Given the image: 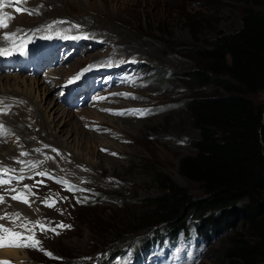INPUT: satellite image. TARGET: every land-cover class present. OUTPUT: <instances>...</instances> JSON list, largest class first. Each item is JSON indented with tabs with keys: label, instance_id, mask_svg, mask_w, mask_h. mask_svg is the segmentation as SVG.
<instances>
[{
	"label": "rangeland",
	"instance_id": "rangeland-1",
	"mask_svg": "<svg viewBox=\"0 0 264 264\" xmlns=\"http://www.w3.org/2000/svg\"><path fill=\"white\" fill-rule=\"evenodd\" d=\"M36 1L39 2L37 12L30 15L22 13L32 17L27 19L26 23L20 22L25 23V26L33 24L29 22L35 23L38 18H55V21H69L70 24L55 28L54 32H77L73 25L83 23L80 31L85 30L88 35L91 32L93 36L102 37L97 39L88 37V40L85 39L87 41L83 38L71 40V37L49 36V31L43 32L35 27L25 29L18 26L10 31L4 28L7 33H15L10 36L8 43L4 38L5 43L0 45L7 53L19 55L31 47H35L36 52L50 44L58 43L57 58L67 56L61 64L64 66L62 76H74L85 68L89 70L83 74L88 78L82 90L64 91L60 94L61 88H56L58 84L51 92L54 98L58 95L59 104L69 112L65 116L66 124L63 125L65 131L60 135L64 137L67 130L68 132L72 130V136L69 137L71 145L77 147L80 153L74 155L72 151L64 152L58 140L44 129L43 135H47L49 143L59 147L64 156L60 157L62 161L59 158L55 160L58 162L57 166L56 164L51 166L54 161L46 163V167L41 170L45 175L39 176L42 181L38 179V173L35 171L30 180L24 182V187L28 185L27 189L32 193L36 192L38 201L33 204L36 203L42 210L33 216H27L34 222L24 224L13 219L5 222L0 218V225L4 228L29 237L32 243L37 240L40 243L36 247H0L1 251L20 250L18 251L20 258L0 261L9 264H71V262L96 264L98 260L109 258V264H129L135 241L131 238L139 235L143 229L147 232L155 228L154 225L158 226L147 225L149 221L144 218L142 205L143 198L159 194L153 171L158 170L166 174L177 185L187 189L191 196L200 195L197 184L184 178L177 169L179 158L194 152L190 141L197 138V131L190 123L183 101L192 94L211 93L213 88L211 86L198 88L180 75L193 66L192 60L185 55V47L202 45L212 39L218 30L230 32L238 28L243 0ZM11 11L14 16H19L20 10L11 8ZM0 15L6 18L4 14ZM88 27L96 30L89 31ZM108 38L121 44L113 49L124 50L120 54H126L118 59L126 62L125 64L116 63L117 60H111L106 56L108 47L105 46L110 43ZM41 53L38 52L39 57L32 53L33 59L39 61L43 55ZM101 61L115 64H103ZM48 62L45 65H49ZM42 67L36 74L31 75L26 70L17 73L7 66V70L0 69V74L16 73L22 77L41 78L54 69L51 66L43 73ZM158 71L161 73L157 74ZM56 77H59V74ZM130 80L133 83V90L129 101L118 100L114 104L109 101L106 106L112 104L111 109L116 112L143 111L120 115L114 114L116 112H106L104 109L108 108H103L102 112L113 118L127 117L133 122L130 125L135 126L130 127L129 123H124L125 126L118 127L119 121L111 122V119L105 117L87 118L85 113L88 109L81 111L86 118L82 114L78 115L80 107L94 111L88 106L106 87L121 85L108 91L115 93L113 91L118 89L120 92L116 91L117 93H129L124 86ZM9 81H12V78ZM59 94L65 95L69 99V104H63ZM83 97L85 103L81 104ZM252 98L264 104L263 93ZM28 109L31 110L32 107ZM89 120L91 124L84 122ZM101 121L105 124H101ZM61 125L59 123L56 128H61ZM39 130L40 127H36L33 131L37 133ZM68 134L70 135V132ZM102 139L110 142L103 146V143L99 144ZM11 141L9 139L6 146L9 144L13 146L17 140L12 143ZM32 142L35 143L36 138H33ZM13 147L21 157L19 152H22ZM3 155L5 154L0 152V156ZM67 157L70 159L67 160ZM7 159L10 160V164L18 162V159L9 157ZM48 164L51 167H48ZM20 165L24 163L20 161ZM27 171L31 172L32 169ZM19 172L4 165L3 169H0V174L14 175L10 180L2 177L6 183L0 184V187L14 181H22L18 179ZM5 194L7 195L6 192ZM15 195L20 196L22 192L17 191ZM46 201L54 202L56 205L53 208L44 207ZM18 204L29 205L30 202ZM8 208H11V205ZM18 212L21 211L5 210L0 217L7 216L11 219ZM61 222L70 227L56 228ZM240 227L241 224L238 222L236 229ZM44 228H56L58 234L42 231ZM228 233L230 230L215 235L209 243L196 240L193 232L188 237L180 236L173 244L171 240L164 239L162 244H153L130 264H231L229 259L220 254ZM123 238L128 240L123 242L121 253L108 257L112 247Z\"/></svg>",
	"mask_w": 264,
	"mask_h": 264
},
{
	"label": "trees",
	"instance_id": "trees-1",
	"mask_svg": "<svg viewBox=\"0 0 264 264\" xmlns=\"http://www.w3.org/2000/svg\"><path fill=\"white\" fill-rule=\"evenodd\" d=\"M185 55L193 66L180 75L198 88H213L183 101L197 138L177 169L200 195L153 171L159 194L143 198L142 205L147 225L158 226L131 238L132 253L139 257L155 242L174 243L191 232L209 243L230 230L220 254L231 264H264V104L252 98L264 94V0H243L238 28L218 30L202 45L185 47ZM127 240L117 242L108 257L120 254Z\"/></svg>",
	"mask_w": 264,
	"mask_h": 264
},
{
	"label": "bare ground",
	"instance_id": "bare-ground-1",
	"mask_svg": "<svg viewBox=\"0 0 264 264\" xmlns=\"http://www.w3.org/2000/svg\"><path fill=\"white\" fill-rule=\"evenodd\" d=\"M38 3L39 2L36 0H19V3H17L16 0H6V1L0 0V13L6 16V18H2L0 19V21H2L5 25H7V27H0V45L5 43L4 34L10 31V29L18 27V26H21L22 28H25V29L35 27V29L38 28V30H41L43 32L49 31L48 33L49 36L57 35V36H61L64 38L71 37L70 38L71 40H73L72 37H80L81 35H87L90 38L94 37V39L102 37V35H99L98 37L93 36L94 34H90L91 32L88 35L85 30L80 31L79 28L82 26L83 23H79L80 27L76 28L77 32H74V31H68V32L63 31L62 33L54 32L53 29L58 28V27L60 28L66 27L67 25L70 24L69 21H66V22L55 21L54 20L55 18H51V19L49 18L44 19V17L38 18L35 23L29 22L33 24H29V26H25L27 19L29 20L32 17L24 15V14L29 13V11H33V13L37 12L36 10L38 8ZM11 8L20 10L18 17L12 14ZM25 9L29 11H25ZM24 17L26 18V20ZM21 21H24L25 23H20ZM4 28L7 29L8 31L6 32ZM38 30H36V32H39ZM88 30L94 32L96 29L92 27H88ZM73 33H75V35ZM9 38L7 39L6 43H8ZM57 44L58 43L50 44L47 48H45L46 53L42 55L39 61H35L33 59L32 53L29 54L30 60H28L26 57H23V56L19 57V58H22L25 62H30V64H33V62L37 63L40 68L46 62L43 60H48L49 56L52 53H55V56H54L55 65H56L55 68L52 70V72H47L45 75H42L41 78H39V76H36L38 77L37 79L36 77L35 78L33 77L29 78L28 76L22 77L21 75L16 74V73L0 74V110H2L0 111V125L3 126V127H0V152L5 154L3 156H0V166H2L0 167V169H3V166L6 165L7 168L9 169H17L20 171L19 174L17 175L18 179L19 177H23L22 181L20 182L14 181L12 183L1 185L0 187V196L3 197L2 204L0 205V216H3L2 214L5 210H9L12 212L21 211V212L16 213L15 217L11 219L8 218L7 216L2 217V220L5 222L7 220L12 221V219L13 221L20 222L21 224L28 223V222H34V220L30 221V219L27 216H30V215L33 216V214L40 213L42 210L37 207L36 203L33 204L35 201H38V196L36 195V192L32 193L29 189L25 188L24 182L25 181L28 182L27 180H30V177L33 175L32 173H34L35 171H37V173H41L42 168H45L46 163L49 161H51V163L52 161H54L51 164V166L55 164L57 166L58 162H55V160L57 158L60 159V157L64 156L62 150L59 147L49 143L48 141L49 137L47 135H43L44 129L48 130L55 140H58L59 146L62 147L63 151L65 150L64 152L72 151L74 155L80 153L77 147H73L71 145V141L69 137L72 136V130H69L70 135L68 134L69 133L68 130L66 131V136L62 137L60 135L61 133H64L65 131L63 128V125L66 124L65 116H67L69 112H68V109L61 107V105L59 104L58 95H56L55 96L56 98H54L53 95H51V92L54 91L53 88H55V86L58 84L59 86L56 88L58 89L61 88L59 90L60 94L61 92H64V91L71 92L72 90H76V89L82 90V88L86 86L85 80H87L88 77L86 75H82L80 79L76 80L74 83H71V84L67 83L69 78L73 76L67 77L65 75L66 76L65 77L61 75V72L63 71L64 66L61 65V63L58 61V58L56 56V53H58L56 49ZM117 45H121V44H118L113 39L110 40V43H107L105 46V48L108 47V50H107L108 53L106 54V56L111 60H115V61L117 60L116 63L125 64L126 62L118 59V58H121L122 55L124 56V54H126V53L120 54L124 52V50L118 49V48L113 49ZM10 60L15 62V60H12L11 58ZM5 61H6V57L3 55H0V69L1 70L8 69L7 65L5 64ZM101 62H103V64L111 63V62H104V61H101ZM112 64H115V63H111L108 65H112ZM50 65H52V63ZM27 71L29 72L28 69ZM58 74H59V77H56ZM10 78H12V81H9ZM116 86H121V85L106 87L104 91L102 92V94H100L98 97L92 100V102L90 103V106L88 107H91V110H94V111H90L89 108H86V107H80L78 108V111H77L78 115L82 114L81 111L83 109H88L86 110V113H85L87 118L99 119V118L105 117L108 120L111 119V122L119 121L118 127H120L121 125L125 126L126 124L124 123H129V125L133 124V122H130L132 120L129 121V118L127 117L126 118H113V117L107 116L108 114H106L105 112L104 113L106 115H104V113L102 112L103 108L111 109L112 104H109L108 106H106V103L109 101L113 104L118 102V100L119 101H123V100L129 101V97L132 95V90H133L132 81L130 80L124 86L127 89V91H130L129 93H127L128 95H121L124 93H117L118 91L120 92V90L118 89H115L113 91L115 93H111L108 91L110 88H113V87L115 88ZM99 97H106L107 99H103V100L97 99ZM60 101L65 105L69 104L68 103L69 99L66 98L65 95H60ZM80 102L81 104L85 103L84 97L82 101ZM80 102H78V104ZM100 103L102 104L105 103V104L100 105ZM29 107H32V109L29 110L28 109ZM16 112H17V115H15ZM112 112H116V110H113ZM82 115L83 117L85 116L84 114ZM90 120L84 121V122L91 124ZM138 122L143 123V121L141 120H138ZM59 123L62 124L61 128H56V125H59ZM101 124H105V123L101 121ZM132 126H135V125H130V127ZM36 127H40V130L37 133L33 131L34 128ZM33 138H36L35 143L32 142ZM9 139L12 140L11 143L14 140H17L13 146L17 147V149L20 150L22 153H27V155H22L20 157L18 153L16 152L15 148L11 144L6 146L8 144ZM73 139L74 137L72 138V142H73ZM109 142L110 141L108 140L105 141L102 139L100 140L99 144L103 143L102 145L104 146V145H108ZM52 149H56V151H52ZM19 154L21 153L19 152ZM8 157L9 159L10 158L18 159V162L14 163L13 162L14 160L12 159L13 164H10L9 163L10 160L7 159ZM86 158L88 160L90 159L89 157H86ZM66 159L68 160L70 158L67 157ZM60 160L62 161L63 159H60ZM20 161H22L24 165H20ZM51 166L49 165L48 167H51ZM29 169H32V171L31 172L27 171ZM0 175L5 180H10L14 174L4 173ZM39 176L40 175H38V179L42 181V179L39 178ZM6 188L7 190H5ZM12 189H15V191H11ZM17 191L22 192V195L19 196L20 199H17V200L11 199V196L15 195V192ZM5 192L7 193V195L5 194ZM22 201H28L30 202V204L29 205L18 204V203H22ZM10 205H11V208L7 209V207H9ZM55 205L56 203L49 202V201H46L44 203V207H48V208H53ZM18 251L20 250H15V249H4L2 251L0 250V259H8V258L18 259L20 258Z\"/></svg>",
	"mask_w": 264,
	"mask_h": 264
},
{
	"label": "snow or ice",
	"instance_id": "snow-or-ice-1",
	"mask_svg": "<svg viewBox=\"0 0 264 264\" xmlns=\"http://www.w3.org/2000/svg\"><path fill=\"white\" fill-rule=\"evenodd\" d=\"M17 3H19V0H16ZM17 11H19V9H17ZM25 11H29L27 9H25ZM29 14H34L33 11H29ZM0 27H7V25H5L2 21H0ZM73 27L75 28H79V25H73ZM15 35V33H5L4 34V38L8 39L10 36ZM73 39H87L88 36L84 35V36H80V37H72ZM5 50L0 48V55H5ZM88 68L82 69L79 73L75 74L73 77H70L69 80L67 81V83L71 84L74 83L76 80L80 79V77L84 74V72L88 71ZM114 95V94H113ZM121 95H128V94H121ZM97 99H107L106 97H99ZM2 111V110H0ZM104 111H109L112 112L113 110L111 109H104ZM136 111H143V110H119L117 111L115 114H126L127 112H136ZM0 127H3L2 125H0ZM47 147V146H46ZM52 151H56V149H52ZM106 151V150H105ZM21 155H27V153H21ZM113 155H115L113 153ZM38 175H45V173H38ZM19 179H23V177H19ZM6 183V181H4L2 179V177H0V184ZM25 187H29L28 185H25ZM11 191H15V189H12ZM13 200H17L20 199L19 196H12L11 197ZM3 201V197L0 196V202ZM27 203V201H22ZM82 202V201H81ZM51 206V205H49ZM2 218V217H0ZM65 227H70L67 225H64L62 222L60 224L56 225V228H65ZM56 228H44L42 229V231H52L55 234H58L56 232ZM25 231H27V228H25ZM40 243V241H35L34 243L30 242L29 237L24 236L20 233L17 232H13L7 228H4L3 225H0V247H36L38 244ZM0 264H9V262H5V261H0Z\"/></svg>",
	"mask_w": 264,
	"mask_h": 264
}]
</instances>
